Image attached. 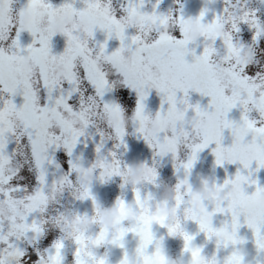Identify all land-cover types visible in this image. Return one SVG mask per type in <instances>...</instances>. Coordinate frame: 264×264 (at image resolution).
Wrapping results in <instances>:
<instances>
[{
  "label": "snow or ice",
  "instance_id": "6c2138e0",
  "mask_svg": "<svg viewBox=\"0 0 264 264\" xmlns=\"http://www.w3.org/2000/svg\"><path fill=\"white\" fill-rule=\"evenodd\" d=\"M162 3L124 0L117 8L114 0H0V264H112L113 247L123 250L117 264H128L130 256L136 264H170L168 236L182 237L186 264H198L201 256L205 264H264V182L259 176L264 170V63L258 58L264 45V0H224L223 10L211 18L207 4L199 15L186 16L181 0L167 12L160 10ZM44 10L50 15H42ZM62 12L86 17L87 24L64 28L67 46L54 54L57 32L49 24ZM25 13L30 14L26 27L20 23ZM193 20L202 28L198 38L188 35ZM169 22L175 31L145 38L150 25L163 29ZM98 29L105 33L103 41L96 39ZM25 31L32 36L27 44ZM114 38L120 44L110 50ZM25 57L31 61L27 68ZM57 61L63 62L62 76L54 70ZM120 88L128 90L129 98L136 94L131 114L136 132L153 149V175L146 185L133 187L132 202L117 198V207L132 204L134 218L122 213L116 224L104 225L93 217L98 230H65L63 211L51 202L55 191L63 188L76 199L97 201L91 184L77 182L83 156L74 157L81 138L92 135L91 126L100 135L98 178L107 182L126 176L118 150L127 149L129 106L122 97L106 98ZM153 89L161 95L155 114L146 104ZM193 91L210 97L207 106L192 101ZM237 108L240 119L230 118ZM153 115L160 121L156 133L147 126ZM226 132L232 138L228 146ZM107 140L116 143L105 155ZM213 144L217 166L238 165L234 176L217 180L218 188L234 191L222 202L202 199L197 206L191 173L199 153ZM60 149L70 158L66 171L55 155ZM169 154L177 174L176 196L168 202L175 216L154 217L145 201L155 195L145 188H159L157 157ZM54 203L59 205V199ZM190 221L198 225L195 233L187 230ZM154 225L166 232L158 235ZM130 234L136 239L131 251ZM201 234L203 242L198 241ZM101 248L109 251L101 253Z\"/></svg>",
  "mask_w": 264,
  "mask_h": 264
},
{
  "label": "rangeland",
  "instance_id": "374dc122",
  "mask_svg": "<svg viewBox=\"0 0 264 264\" xmlns=\"http://www.w3.org/2000/svg\"><path fill=\"white\" fill-rule=\"evenodd\" d=\"M63 0H53V3L60 4ZM124 0H114V4L119 8L120 3H123ZM259 2V0H256ZM79 3V0H78ZM181 3L185 5V15L186 16H197L202 8L207 4L213 11L209 12V18H211L216 11H222L224 7V0H181ZM179 5L176 3V0H163V3L160 6V10L167 12L169 8L177 9ZM148 10H151V4L148 5ZM44 16L50 15L46 10L41 13ZM30 20V14L25 13L21 18L20 23L23 26H27ZM87 24L86 17L76 16L70 12L58 13L55 16H52L49 26L57 32L56 36L53 39V53L60 54L62 53L67 46V38L61 34L62 30L66 27L74 28H83ZM176 25L174 22H169L163 29L158 28L157 25H150L144 32L146 39H151L156 33L160 30H166L169 32L175 31ZM130 32H135V29H129ZM202 32L201 25L193 20L188 25V35L191 38H198ZM23 42L25 44L30 43L32 36L29 32L25 31L23 33ZM106 38L105 33L101 30H97L96 39L103 41ZM120 41L116 38L109 41L110 50H114L119 47ZM221 44L220 41L217 42L219 47ZM202 47V45H201ZM262 50L259 53V59L261 63H264V45L261 46ZM218 63L222 65V61L218 58ZM24 67H29L31 65L30 58L25 57L23 60ZM54 70L58 76L64 74V65L62 61H57L54 65ZM182 95V94H181ZM123 98V101H126L129 106V115L127 117V132L128 134L125 137L127 143V149L121 147L118 152L120 158L126 162L127 171L126 176L121 177L119 175L113 176L107 182H102L99 176V170L96 171V165L100 163L97 153H96V144L100 140V135L97 132L95 126L89 128V132L92 135H89L87 139L81 138V142L78 144L77 148L74 151V157L83 156V159L80 160L79 166L76 172V179L78 183L91 184L92 191L97 197V201L93 204L91 199H76L74 193L67 191L63 188L55 191L51 197V202L54 206H58L60 210L63 211V220L64 223L62 227L65 230L69 228L73 231L92 232L98 230V226L93 221V217L99 220L104 225H114L120 218L121 214H125L129 219L135 217L136 213L131 203H129L124 208L117 207V198L122 195L129 202L134 200V191L133 187L143 186L147 184L148 179L153 175L152 168L150 165L153 163L154 152L153 149L147 144V142L136 132V121L134 116L131 114L132 108L136 102V94L133 92L131 97H128L127 89H117L113 93H109L106 98ZM191 99L195 103L199 101L203 106H207L210 97H202L199 93L192 92ZM22 98L17 97V102H21ZM147 109L155 114L160 110L161 107V95L153 89L147 101ZM241 111L240 109H234L230 113V118L240 119ZM207 123L206 121L204 122ZM149 130L153 133H156L160 129V121L154 115L147 122ZM100 127H106L102 122H100ZM95 136V140L93 139ZM116 141L107 140L104 147V154L108 155L111 150H114V144ZM232 143V138L230 132H226V138L224 140L225 146H228ZM14 147V145H12ZM212 147H215L213 144L211 147L202 150L199 153L198 160L191 173V184L193 188V201L197 206L201 205L202 199H210L213 203L217 201H224L234 188H230L227 191L225 187H217V180L223 183L230 175L234 176L236 173L238 165L236 164H225L224 166H217L215 164V154L212 152ZM57 160L63 165L64 170L68 169L67 161L70 159L66 152L63 149H60L55 153ZM109 158H111L109 156ZM158 160V170L160 184L157 189L155 186L149 184L146 186L145 191L151 190L154 192L155 199L152 202L145 201L146 209H154V217H174L175 209L169 206L170 201H172L176 196L175 184L177 183V174L174 168V160L171 154L165 157H157ZM110 166V165H109ZM146 169L151 172L150 177L142 178L139 181H133L131 179V173L133 170ZM227 169V170H226ZM56 175H60L58 170L53 169ZM259 176L264 182V170H261ZM75 178V176H74ZM126 183L128 186L122 188L121 185ZM59 199V205H56L54 202ZM98 207L100 209H110L113 210L111 215L108 217L112 222H106V220L101 219ZM80 214L88 213L87 217L77 216L76 213ZM187 230L195 233L198 231V225L195 222H188ZM154 231L158 235L166 232V229L162 228L159 225H154ZM204 235L201 234L198 237V241L203 242ZM166 248L168 254L170 255V264H186V259L181 255L184 241L182 237L168 236L166 238ZM136 246V239L130 234L128 237V249L131 251ZM213 245L209 244L207 250L211 252L213 250ZM109 251V249L101 248L100 252L104 253ZM123 250L119 247H113L110 249V258L112 264H117V262L122 257ZM128 264H136L135 260L130 256ZM198 264H205V258L203 256L198 258Z\"/></svg>",
  "mask_w": 264,
  "mask_h": 264
},
{
  "label": "clouds",
  "instance_id": "9594fccd",
  "mask_svg": "<svg viewBox=\"0 0 264 264\" xmlns=\"http://www.w3.org/2000/svg\"><path fill=\"white\" fill-rule=\"evenodd\" d=\"M152 175L151 172L147 171L146 169H139V170H133L131 173V179L133 181H139L142 178L150 177ZM113 210L110 209H100L98 207V212L101 219L106 220V222L111 223L112 221L108 219V217L111 215Z\"/></svg>",
  "mask_w": 264,
  "mask_h": 264
}]
</instances>
